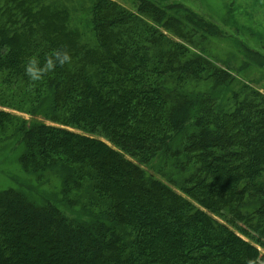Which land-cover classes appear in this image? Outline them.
I'll use <instances>...</instances> for the list:
<instances>
[{"label": "trees", "instance_id": "16d2710c", "mask_svg": "<svg viewBox=\"0 0 264 264\" xmlns=\"http://www.w3.org/2000/svg\"><path fill=\"white\" fill-rule=\"evenodd\" d=\"M221 34L179 1L0 0V264L264 261V92Z\"/></svg>", "mask_w": 264, "mask_h": 264}, {"label": "rangeland", "instance_id": "374dc122", "mask_svg": "<svg viewBox=\"0 0 264 264\" xmlns=\"http://www.w3.org/2000/svg\"><path fill=\"white\" fill-rule=\"evenodd\" d=\"M166 3L181 2L195 13L209 19L221 31L224 40H212L218 44L219 50L214 52L216 63L222 68L229 69L235 78L248 79L250 73L256 74V88L264 92V0H164ZM232 15V22L224 23V18ZM237 29V30H235ZM239 42L254 53L255 59L248 60L241 57L235 50L234 44ZM234 54L239 62L233 67L223 63L227 56ZM217 55V56H216ZM222 58V59H220ZM248 63L249 69L239 70L242 63ZM252 67V68H251ZM251 68V69H250ZM246 82H249L246 80ZM251 83V82H249ZM252 85V83H251ZM20 176V171L10 150L0 146V188L14 184V179ZM3 186V187H2ZM260 250V249H259ZM262 253L264 251L260 250Z\"/></svg>", "mask_w": 264, "mask_h": 264}, {"label": "clouds", "instance_id": "9594fccd", "mask_svg": "<svg viewBox=\"0 0 264 264\" xmlns=\"http://www.w3.org/2000/svg\"><path fill=\"white\" fill-rule=\"evenodd\" d=\"M72 62V56L67 48L53 49L45 55L43 62L39 56H31L24 65V73L33 86L44 80L49 73H54L57 67H64ZM253 264V262H249ZM264 264V261L261 262Z\"/></svg>", "mask_w": 264, "mask_h": 264}]
</instances>
